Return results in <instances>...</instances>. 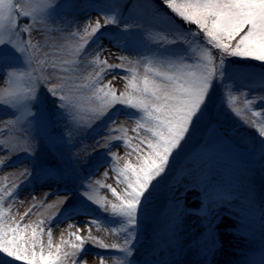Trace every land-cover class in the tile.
<instances>
[{
    "label": "snow or ice",
    "instance_id": "obj_1",
    "mask_svg": "<svg viewBox=\"0 0 264 264\" xmlns=\"http://www.w3.org/2000/svg\"><path fill=\"white\" fill-rule=\"evenodd\" d=\"M62 6L54 0H0V69L13 86L0 90V103L14 109L16 117L15 120L0 121V124L9 129L21 126L27 133L22 145L0 140V146L9 152H29L35 161L37 144L44 141L40 131L43 118L38 111H32L38 103L41 87L47 86L48 93L56 98L58 114L64 121L62 135L52 138V149L62 143L72 156L76 155L71 153L76 139L92 126L93 121L104 119L109 111L115 109L107 124L110 131L96 141V146L109 150L106 155L116 172L117 183L122 184L123 189L118 192L112 185L103 184L116 202L96 198L90 194L93 181L90 177H83L80 195L111 217L118 218L119 226H105L106 222L100 218H90L85 221L87 236L79 234L82 229L77 225L69 224V228L75 227L76 231L69 232L70 239H61L60 243L54 244L50 222L22 224L23 217L17 219L2 207L7 197L15 199L14 193L19 186L14 183L10 188L0 189V264H109L110 259L111 264H138L135 260L136 243L145 203L152 201L159 188L170 182L172 163L193 142L199 149L187 169L193 181L184 185L181 195L193 193L199 202L195 206L181 208L183 201L178 200L169 216V224L172 230L178 231L185 216L200 217L210 236L202 264H212L208 257L215 253L216 229L230 225V220L220 212L224 209L231 213L228 207L231 193L221 192L215 178V162L222 154H230V150L224 147L225 138L220 131V108L254 132L264 158V94L249 98L252 89L242 93L245 98L241 108L234 103L236 97L231 89L238 73L233 65H238V61H255L264 66V0H158V8L155 9L147 0L142 5L128 0L126 4L100 6L97 9L99 15L94 20L89 18L83 24L66 21V37L84 42L75 49V53H83L85 57L95 55L91 63L96 67L87 77L75 72L72 65L76 62L73 60L63 61L69 67L62 70L64 75L57 76V61L48 60V54L42 53L40 45L33 43L31 38L33 30L46 28ZM161 12L167 20L162 19ZM21 18L30 19L31 23L22 24ZM174 21L180 27H176ZM74 24L76 31L72 30ZM110 26L119 30L110 42L121 50H135L134 58L122 55L118 57V64H109L106 58H100L108 51L103 39L109 36ZM88 45L94 47L89 49ZM42 55L45 60L41 59ZM21 65L30 71L21 70ZM125 65L131 67L126 69ZM46 67L51 71L45 75ZM106 69H119L121 74H125L124 91L117 92L111 81L103 82L108 74ZM25 77L28 86L21 88L19 82ZM54 78L60 83L51 84ZM77 80L86 82L76 83ZM261 80L264 81V74ZM261 87L264 88V83ZM122 110L128 112L126 118L135 122L131 129L134 137L128 136V128L116 126ZM84 111L92 114L91 119L85 120ZM201 131H204V136L197 141L196 136ZM114 141H123L131 149L127 155H134L135 163L128 160L120 166L121 158L110 151ZM57 167L58 164L45 166L43 175L46 178L58 175ZM21 175L30 181L33 171L25 169ZM107 175L105 172L104 176ZM171 180L174 181L175 177ZM95 184H101V181H95ZM50 194L47 193L46 197ZM71 195L69 193L52 206L67 204ZM30 212L31 209L25 212L24 217H28ZM78 215L87 216L75 209L66 213L64 219H74L71 217ZM241 219L246 226L248 216ZM260 224L264 229V209ZM92 226L115 236L117 242L106 243L93 236ZM45 231L46 243L42 239ZM88 243L119 255H95L91 262L87 258L81 259ZM145 264L156 262L146 261ZM159 264H183V261L162 260ZM246 264H264V255L258 260H248Z\"/></svg>",
    "mask_w": 264,
    "mask_h": 264
},
{
    "label": "rangeland",
    "instance_id": "obj_2",
    "mask_svg": "<svg viewBox=\"0 0 264 264\" xmlns=\"http://www.w3.org/2000/svg\"><path fill=\"white\" fill-rule=\"evenodd\" d=\"M157 1V0H155ZM39 2V0H37ZM62 7L58 8L55 15L49 21V24L43 30H33V43L40 45L41 52L47 53L48 60L57 61V76L64 75L62 71L69 65L63 63L66 60H73L76 63L72 65L75 72L83 77H87L95 69L91 62L95 59L94 54L84 56L83 53H75V49L84 42L78 38H67L65 35L68 25L66 21H75L76 24H83L91 18L94 20L99 12L100 6L121 3L120 0H54ZM138 5H142L146 0H135ZM147 2H149L147 0ZM150 3V2H149ZM127 15V12L124 13ZM20 23H31L30 19L21 18ZM76 24L72 30L76 31ZM39 28V26H37ZM118 29L109 27V36L103 39V45L108 51L101 55V59H107L109 64H118V57L125 55L130 59L135 57V50L131 48L116 47L110 42ZM81 34L82 30H81ZM99 35V34H97ZM123 43V42H122ZM88 45V48H93ZM42 60L45 57L41 56ZM81 60L83 65L81 66ZM233 65L237 69V76L234 83H231L233 95L236 97L234 103L237 107H244V95L249 92V98L252 95L264 94V88L261 87L264 81L261 75L264 74V66L259 62L245 61L237 62ZM21 70L24 69L21 65ZM126 69L131 65H125ZM143 69L141 68L140 71ZM51 71L50 67L44 69L46 75ZM104 76L105 84L111 81L112 86L117 92L124 91L126 80L125 74H121L119 69L107 70ZM130 75V73H126ZM115 76V78H113ZM86 81L77 80L76 83ZM58 79H52L51 84H59ZM28 86L27 77L19 82V87ZM50 86V85H49ZM13 87L8 83V78L0 69V90ZM221 91H225L221 89ZM85 109L87 102H84ZM32 111H38L43 118L41 122V135L43 142H38V155L33 162L29 152L23 150L9 152L6 147L0 146V189L11 187L14 183L19 187L14 196L7 197L2 206L8 209L10 214L17 219L23 217L21 223L32 222L33 224L44 221L50 222L52 229L53 243H60L61 239H70L69 232L76 231V228H69V224L77 225L82 231L81 236L88 235V225L85 221L90 218H100L106 222L105 226H119V219L111 217L109 213L103 212L98 206L86 201L81 195V179L90 177L93 181L91 193L96 198H107L110 202H116L109 189L104 188L103 184H110L117 191H122L123 185L117 183L116 172L113 170L112 163L106 155L108 149L97 148L96 141L102 139L110 131L107 127L108 122L115 113V109L109 111L104 119H97L92 122V126L81 134L75 141L70 154L68 147L58 143L55 149H52L53 136L62 135L64 121L59 116L56 98L47 91V86L41 87L38 94V103L32 108ZM214 111H217L214 109ZM220 126L221 135L225 138L224 147L230 150L229 155H223L215 162V178L218 189L224 193H231L230 205L231 213L222 209L220 214L230 220V225L224 228H217V245L213 256L208 257L212 264H246L248 260H258L264 255V229L261 228V211L264 209V158L261 157L262 146L259 138L251 130L244 128L238 119L224 108H220ZM14 109L0 103V121L15 120ZM85 120L91 119V113L84 111ZM250 116L251 113H248ZM127 111H121L116 120V126L123 125L129 129L128 136L134 137L135 133L131 131L135 127L133 119L126 118ZM118 135L119 133H114ZM27 133L21 126H14L12 129L5 128L0 124V140H6L9 144H23ZM204 136V131L197 134L196 140ZM133 143L135 141L133 140ZM111 152H115L120 158V166L131 160L135 163L134 155L128 156L131 149L127 148L123 141L112 142ZM199 149L195 142L186 150L185 153L177 156L172 163V171L169 173L170 182L163 184L152 201L146 202L140 215V225L137 237V253L135 260L138 264H145L146 261H155L159 264L162 260L179 259L183 264H202L205 260L204 252L210 245V236L206 226L201 223L200 217L185 216L183 223L178 231L171 229L169 216L174 205L178 200H182L181 208L195 206L199 200L193 193L181 195L184 191V185L192 184L193 177L188 172L189 163ZM55 152V155L53 154ZM87 153V155H85ZM191 153V155H189ZM58 157V160H57ZM58 175L45 177L43 170L45 166L57 165ZM97 165H100L97 168ZM25 169L33 171V176L29 181L21 175ZM107 172V177L104 173ZM171 177H175L172 181ZM95 181H101V184H95ZM202 190L203 185L201 184ZM47 193H51L47 195ZM71 193V199L67 204L55 207V202ZM34 197V199H33ZM51 206V207H50ZM30 215L24 217L25 212ZM78 209L87 214V216L78 215L71 217L74 219H64L66 213ZM248 216L247 225L241 219L242 216ZM92 235L103 239L106 243L117 242L115 236L106 233L103 229H97L92 226ZM42 239L47 242V231ZM117 256L119 253L109 250H103L92 246L91 243L85 245V252L81 259L87 258L91 262L93 256ZM111 264V259L109 261Z\"/></svg>",
    "mask_w": 264,
    "mask_h": 264
},
{
    "label": "trees",
    "instance_id": "obj_3",
    "mask_svg": "<svg viewBox=\"0 0 264 264\" xmlns=\"http://www.w3.org/2000/svg\"><path fill=\"white\" fill-rule=\"evenodd\" d=\"M148 1L150 3H152V6H153L154 9L155 8H158V0L157 1H155V0H148ZM120 2H121V4H126L128 2V0H120ZM161 17H162V19L167 20V16H165L163 14V12H161ZM173 23L175 24L176 27H180V24L179 23H176L175 21Z\"/></svg>",
    "mask_w": 264,
    "mask_h": 264
}]
</instances>
